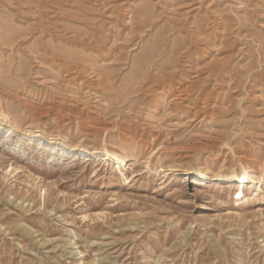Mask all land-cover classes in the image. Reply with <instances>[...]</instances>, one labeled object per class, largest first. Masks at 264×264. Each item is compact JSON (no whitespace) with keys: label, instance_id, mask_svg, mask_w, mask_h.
<instances>
[{"label":"rangeland","instance_id":"374dc122","mask_svg":"<svg viewBox=\"0 0 264 264\" xmlns=\"http://www.w3.org/2000/svg\"><path fill=\"white\" fill-rule=\"evenodd\" d=\"M263 165L264 0H0V264H264Z\"/></svg>","mask_w":264,"mask_h":264},{"label":"bare ground","instance_id":"6f19581e","mask_svg":"<svg viewBox=\"0 0 264 264\" xmlns=\"http://www.w3.org/2000/svg\"><path fill=\"white\" fill-rule=\"evenodd\" d=\"M13 31H15L14 28H12ZM2 35L5 38L4 41L8 44H10L11 42H13V37L9 34V32L7 31V27L3 26L2 29ZM153 48V47H152ZM150 53L148 52V55H145L143 59H140V61H133L132 62V66L130 67V71L132 72L131 74H135V72L137 70H139L140 72L146 70L148 63L150 61ZM137 66V67H136ZM107 68V67H106ZM136 68V69H134ZM108 69V68H107ZM101 75L103 76V78L100 81H104L107 82V80L109 79V76L107 74L101 73ZM176 98V97H175ZM75 150H73L72 152H74ZM53 152V151H52ZM107 160L110 161L113 166H115L114 168H118L120 171V174H122L123 176H125V174L123 173V167L126 166V162L125 159L115 153V152H107ZM253 172L250 171L249 168H241L239 171L235 172L232 171L231 175H230V180L228 183L232 184L235 183L237 184V192L236 194L239 192V195L235 198L236 202L239 201H243L246 200V202L248 201V196L246 194V189L249 188L250 186V190L251 188L255 187L256 189L254 190V192H260V194H264V165L262 166V170H261V177H256L252 174ZM204 177V175L202 176ZM259 195V194H257Z\"/></svg>","mask_w":264,"mask_h":264}]
</instances>
